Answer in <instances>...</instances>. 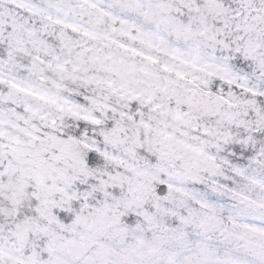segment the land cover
Here are the masks:
<instances>
[{
    "label": "snow or ice",
    "instance_id": "6c2138e0",
    "mask_svg": "<svg viewBox=\"0 0 264 264\" xmlns=\"http://www.w3.org/2000/svg\"><path fill=\"white\" fill-rule=\"evenodd\" d=\"M0 264H264V0H0Z\"/></svg>",
    "mask_w": 264,
    "mask_h": 264
}]
</instances>
